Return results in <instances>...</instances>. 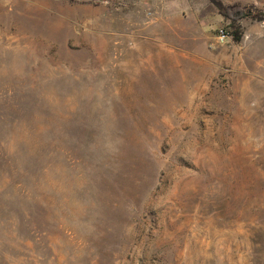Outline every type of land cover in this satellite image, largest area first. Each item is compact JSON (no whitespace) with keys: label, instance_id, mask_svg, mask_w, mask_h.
Segmentation results:
<instances>
[{"label":"rangeland","instance_id":"1","mask_svg":"<svg viewBox=\"0 0 264 264\" xmlns=\"http://www.w3.org/2000/svg\"><path fill=\"white\" fill-rule=\"evenodd\" d=\"M218 1L260 19L0 0V264H264V0Z\"/></svg>","mask_w":264,"mask_h":264},{"label":"trees","instance_id":"2","mask_svg":"<svg viewBox=\"0 0 264 264\" xmlns=\"http://www.w3.org/2000/svg\"><path fill=\"white\" fill-rule=\"evenodd\" d=\"M210 1L214 5V7L218 11V13L221 14L224 18L228 19L233 24L236 23V21H239L240 19L250 17V16H252L258 20L260 19V17L258 15L252 14L246 8H242L239 6L225 7L218 0H210ZM240 34L241 33H240L239 29H237L234 32H231L232 39L234 41H239L240 40Z\"/></svg>","mask_w":264,"mask_h":264},{"label":"built area","instance_id":"3","mask_svg":"<svg viewBox=\"0 0 264 264\" xmlns=\"http://www.w3.org/2000/svg\"><path fill=\"white\" fill-rule=\"evenodd\" d=\"M226 36H227L226 31H224V30H220V31L218 32V35H217V41H218V42H223V40L226 38Z\"/></svg>","mask_w":264,"mask_h":264}]
</instances>
